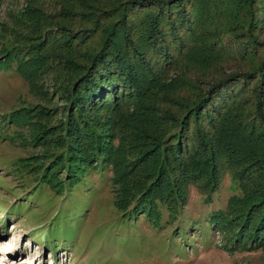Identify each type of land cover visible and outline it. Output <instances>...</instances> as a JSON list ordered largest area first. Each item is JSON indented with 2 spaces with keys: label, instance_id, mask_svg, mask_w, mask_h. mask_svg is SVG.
Instances as JSON below:
<instances>
[{
  "label": "trees",
  "instance_id": "trees-1",
  "mask_svg": "<svg viewBox=\"0 0 264 264\" xmlns=\"http://www.w3.org/2000/svg\"><path fill=\"white\" fill-rule=\"evenodd\" d=\"M60 2L57 18L64 20L35 14L43 32L32 46L57 33V47L84 54L81 64L67 58L76 71L55 139L66 153L50 155L45 178L110 166L122 185L119 208L159 216L158 201L182 196L179 176L213 192L229 171L242 194L229 203L230 219L213 223L234 243L263 248L264 0ZM67 19L79 23L77 30ZM225 37L238 46L229 51ZM233 54L242 66L203 89L202 72ZM24 62L18 71L29 77ZM185 90L195 91L187 97Z\"/></svg>",
  "mask_w": 264,
  "mask_h": 264
},
{
  "label": "rangeland",
  "instance_id": "rangeland-1",
  "mask_svg": "<svg viewBox=\"0 0 264 264\" xmlns=\"http://www.w3.org/2000/svg\"><path fill=\"white\" fill-rule=\"evenodd\" d=\"M59 5L60 0H0V248L12 245L11 251H0L5 264H264V247L251 241L238 245L213 223L226 218L231 199L242 194L229 171L213 192L176 177L182 196L163 195L169 200L156 203L159 216L119 208L122 185L115 183L110 166L98 163L71 179L62 170L50 182L45 178L50 155L66 153L55 149V139L76 71L67 58L81 64L84 50L77 55L57 47L62 43L57 33L49 46L48 41L32 46L43 32L35 14L54 21L61 15ZM68 19V27L77 30L79 23ZM223 45L231 51L238 43L225 37ZM7 48L12 53H5ZM20 61L29 77L18 71ZM241 66L236 54L223 58L202 72L207 81L200 86L207 88ZM181 71L171 76H182ZM44 129L50 131L39 137Z\"/></svg>",
  "mask_w": 264,
  "mask_h": 264
},
{
  "label": "clouds",
  "instance_id": "clouds-1",
  "mask_svg": "<svg viewBox=\"0 0 264 264\" xmlns=\"http://www.w3.org/2000/svg\"><path fill=\"white\" fill-rule=\"evenodd\" d=\"M12 250V245H5L3 248H0V251L9 252ZM5 257H0V264H5ZM14 264V262H13ZM26 264H31V261L26 262Z\"/></svg>",
  "mask_w": 264,
  "mask_h": 264
}]
</instances>
